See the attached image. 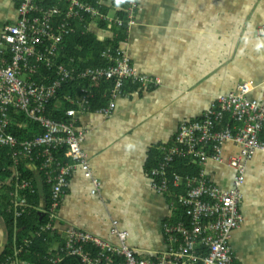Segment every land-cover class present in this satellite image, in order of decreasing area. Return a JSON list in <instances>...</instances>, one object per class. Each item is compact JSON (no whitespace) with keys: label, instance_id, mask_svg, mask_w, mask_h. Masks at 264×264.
I'll use <instances>...</instances> for the list:
<instances>
[{"label":"built area","instance_id":"built-area-1","mask_svg":"<svg viewBox=\"0 0 264 264\" xmlns=\"http://www.w3.org/2000/svg\"><path fill=\"white\" fill-rule=\"evenodd\" d=\"M8 1L14 6L16 18L3 26L0 35L5 52V56L0 57V147L11 150L15 172L11 181L14 179L15 183L7 193L11 204L6 211L17 221L30 209H35L20 194L27 191L33 194L36 178L35 181L21 179L15 170L20 164L32 168L36 165L37 171L43 172L49 186V204L46 209H39L46 215L47 223L23 235L21 240L14 234L10 245L4 244L8 255L0 264H33L20 258L35 238L45 233L59 235L54 222L73 170L80 168L90 177L89 162L82 148L85 135L76 127L75 117L77 113L90 112L91 85L103 79L114 80L108 107L94 112L108 115L114 108L115 97L122 92L123 81L129 80L142 89L158 81L136 73L122 47L130 28L136 24L139 0ZM80 25L83 30L96 28V36H107L110 41L118 30L125 36L119 46L109 45L102 50L100 57L104 66L81 69L68 67L60 60L64 40L76 33ZM43 69L55 75L50 83L35 79ZM42 78L47 80L48 74ZM76 82L81 84L79 94L75 98L64 97L74 109L65 112L64 120L53 119L49 110L51 101L56 99L54 106L59 107L62 103L56 98L59 89ZM258 89H261V99L252 98L250 94ZM14 117L23 119L19 123L23 128L31 126L28 130L31 137L18 140L9 132ZM228 144L236 152L225 157ZM160 151V161L149 171L151 185L157 193L168 196L170 219L180 212L178 222L163 224L169 243L165 253L136 258L128 245L129 233L120 230L114 221L111 234L117 244L69 228L59 235L62 245L51 243L49 252L54 255L45 260L57 264L66 256H77L85 264H113V257L118 255L120 264H232L229 238L242 222L240 189L246 165L256 154H264V83L258 88L242 82L233 92L218 95L200 119L181 122L174 143L161 147ZM59 153L63 154L62 160ZM177 161H182L183 166L197 167V174L180 175L171 170ZM211 163L224 166L228 171L229 175L224 173L223 177H217L224 186L208 174ZM9 182L6 181V185ZM93 184L98 187L97 181ZM84 245H92L100 252L93 256L84 250Z\"/></svg>","mask_w":264,"mask_h":264},{"label":"crops","instance_id":"crops-1","mask_svg":"<svg viewBox=\"0 0 264 264\" xmlns=\"http://www.w3.org/2000/svg\"><path fill=\"white\" fill-rule=\"evenodd\" d=\"M15 18L14 6L0 0V35ZM122 47L134 71L158 84L121 92L108 115L76 114L90 177L73 170L54 227L59 235L74 228L117 244L116 221L138 258H152L168 250L163 224L171 211L168 196L151 185L149 153L168 146L179 124L200 118L218 95L242 82L261 88L264 0H139ZM230 145L225 157L236 152ZM207 172L225 185L217 178L229 175L224 166L211 163ZM240 192L242 222L229 245L236 263L264 264V154L247 163Z\"/></svg>","mask_w":264,"mask_h":264},{"label":"trees","instance_id":"trees-1","mask_svg":"<svg viewBox=\"0 0 264 264\" xmlns=\"http://www.w3.org/2000/svg\"><path fill=\"white\" fill-rule=\"evenodd\" d=\"M77 27L78 29L76 33L68 36L64 40V54L60 60L68 67H78L81 69H85L104 66L105 62L100 57L102 50L109 45L117 47L125 40V36L122 34L121 30L116 31L115 33H117V36L113 39V41H110L109 37L104 36L103 38H100L96 36L90 29L83 30L82 25ZM44 74H48L47 80L42 78V75ZM54 77L55 75L51 71L43 69L40 71L39 75L35 77V79L39 82L47 84L50 83L54 79ZM80 86V82H76L65 85L61 89H59L56 98L61 100L62 103L59 105V107H56V105L54 106L56 99H54L49 105V110L52 112L53 119L64 120L65 112L69 109H74V106L68 103L64 99V97L70 95L72 96V98H75L79 94L78 90ZM113 87L114 80L105 79L91 85L93 96L90 100V113H94L97 110L108 107L111 100ZM138 88H140L138 85L130 83L129 80H125L123 81L121 91L124 93L125 91H133L137 90ZM21 122H23V119L14 117V125L9 128V132L16 136L18 140L24 139L25 136L31 137V134H28V130L31 129V126L30 129H25L19 124ZM172 143H174V138L169 145H171ZM9 151L11 150L8 147H0V229L2 227L4 228L3 235H6V239L4 240L3 238V241L7 243L6 246L10 245V241H12L14 234H17L18 239L21 240V237L23 235L35 232L36 230H39L38 227H40L41 225H45L48 221L47 217L45 214L39 211V209H46L49 204V186L45 182V176L43 175V172L39 170L37 171L36 165L33 167V169L32 167H28L25 164H20L15 167L16 172L20 173L21 175L20 178L35 181L36 175L39 174L42 179L44 192L43 195L40 194L37 186L35 185V191L33 194H31L29 191L22 192L20 194V197L24 195L27 202L33 205L35 209H30L27 214H24L17 221L14 220V217L11 213H8L6 211L11 204L10 198L8 197L7 193L11 191L12 184L15 183V181H13L14 179L11 181V178L15 172H13L12 170L13 163L11 161ZM149 154V162L146 165L148 174L151 168L155 167L162 157L161 151L156 150L155 148L151 149ZM58 157H60L59 160H62L61 158H63V154L59 153ZM170 169L176 171L180 175H196L199 170L197 167L194 168L191 166H183L182 161L175 162ZM149 178H151L150 175ZM6 181H10L8 185H6ZM44 197L47 199L48 203L43 200ZM179 215L180 212L176 213L174 217L166 220V223L174 224L178 222ZM14 227L16 228V232L14 230ZM54 236L59 242L57 246L62 245L63 241L61 242L60 236L56 233H54ZM52 240L53 238L51 235H49V233L42 234L40 237L35 238L27 248L26 253H24L20 259L33 264H49V262L45 260V258L52 257L54 255L53 253L49 252L50 245L51 243H53ZM6 250H4L0 255V263L5 258V256L8 255ZM84 250L86 252H89L93 256L100 252L99 249L92 245H84ZM134 255L136 256V258H138L135 252ZM120 263L121 257L115 255L113 257V264ZM57 264L85 263H83L82 260L77 256H66ZM232 264H238L234 260V255Z\"/></svg>","mask_w":264,"mask_h":264},{"label":"water","instance_id":"water-1","mask_svg":"<svg viewBox=\"0 0 264 264\" xmlns=\"http://www.w3.org/2000/svg\"><path fill=\"white\" fill-rule=\"evenodd\" d=\"M36 185H37V188H38L40 194L43 195V192H44L43 191V183H42V179H41L40 175H37V177H36ZM43 200L46 202V198L45 197L43 198ZM3 233H4V228L2 227L0 229V239H1L0 240V255L2 254V252L4 250L5 242L3 241V238H4V240L6 239V235H3Z\"/></svg>","mask_w":264,"mask_h":264},{"label":"rangeland","instance_id":"rangeland-1","mask_svg":"<svg viewBox=\"0 0 264 264\" xmlns=\"http://www.w3.org/2000/svg\"><path fill=\"white\" fill-rule=\"evenodd\" d=\"M110 15H112L113 13L112 12H109ZM53 238V243L57 246L59 244L58 240L55 238V236H52Z\"/></svg>","mask_w":264,"mask_h":264},{"label":"flooded vegetation","instance_id":"flooded-vegetation-1","mask_svg":"<svg viewBox=\"0 0 264 264\" xmlns=\"http://www.w3.org/2000/svg\"><path fill=\"white\" fill-rule=\"evenodd\" d=\"M3 29V28H2Z\"/></svg>","mask_w":264,"mask_h":264}]
</instances>
